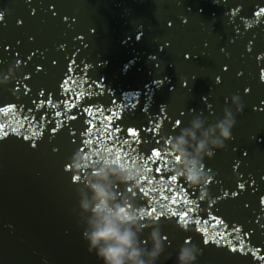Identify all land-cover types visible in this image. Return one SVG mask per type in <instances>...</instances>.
Wrapping results in <instances>:
<instances>
[{
    "label": "water",
    "instance_id": "water-1",
    "mask_svg": "<svg viewBox=\"0 0 264 264\" xmlns=\"http://www.w3.org/2000/svg\"><path fill=\"white\" fill-rule=\"evenodd\" d=\"M262 8L264 0H0V107L16 106L7 119L0 114V264H100L82 236L92 218V183L106 186L113 203L123 200L138 227L147 225L137 232L147 264H177L186 239L201 249V255L193 251L196 264H264ZM65 80L73 92L90 93L85 105H106L122 128L139 127L141 143L102 137L97 143L93 133V144L84 145L89 137L78 135L79 120L64 119L52 132L48 119L30 125L21 118L35 108L33 99L44 100L41 92L53 103L63 98ZM234 95L240 99L233 101ZM240 102L232 138L202 161L212 177L201 189L207 197L182 177L169 180L176 158L167 142L191 132V139L185 136L189 156L200 139L211 148L215 125L235 115ZM51 120L55 127L61 117ZM152 146L161 152L154 158L160 174L146 171L153 168L145 162ZM101 169L105 180L94 179ZM129 171L136 187L120 179ZM168 187L182 190L178 203L161 198L172 199ZM188 207L193 212L179 231L170 213ZM210 217L225 223L214 228L205 223ZM229 224L240 231L226 232ZM156 228L161 248L153 260L146 253ZM239 241L245 251L227 250L239 249Z\"/></svg>",
    "mask_w": 264,
    "mask_h": 264
},
{
    "label": "clouds",
    "instance_id": "clouds-1",
    "mask_svg": "<svg viewBox=\"0 0 264 264\" xmlns=\"http://www.w3.org/2000/svg\"><path fill=\"white\" fill-rule=\"evenodd\" d=\"M3 15V13H0V20L3 19ZM232 99L238 101L240 98L234 95ZM242 107V103H238L235 115L229 113L230 119H222L215 125L216 138L210 141L211 148L207 147L206 139H200L195 144L193 155L189 156L185 151V136L191 139L193 136L191 132L183 133L174 142H167L168 151L176 158L173 161L174 166L169 168L172 176L182 177L190 186L199 188L201 198L207 197V192L201 189H205V186L212 179L211 176L203 173L202 161L204 158L210 159L215 150L222 149L225 142L232 138L231 129L234 126L235 117L241 112ZM194 127L199 128V123H195ZM75 168L76 165L73 162V169ZM94 179L105 180L104 171L102 169L98 170ZM120 179L125 183L132 182L134 187L137 186L135 183L136 176L132 171L124 173ZM89 188L94 201L91 210L92 218L87 235L82 234L88 250L94 253L100 264H147L143 258L145 255L144 250L137 246L139 227H147V225H139L138 227V221L124 208V201L121 200L119 204L113 203L115 197L102 183H92ZM84 207L87 208V204ZM145 219L147 218L145 217ZM175 227L179 231H183L179 223H176ZM150 238L153 241V247L146 254L155 260L157 252L161 248L159 228L150 233ZM194 250L201 255V249L195 243H189L186 239L184 245L176 254L177 264H196L198 256L193 254Z\"/></svg>",
    "mask_w": 264,
    "mask_h": 264
},
{
    "label": "snow or ice",
    "instance_id": "snow-or-ice-1",
    "mask_svg": "<svg viewBox=\"0 0 264 264\" xmlns=\"http://www.w3.org/2000/svg\"><path fill=\"white\" fill-rule=\"evenodd\" d=\"M264 13V8L260 10L257 15H260ZM19 62V61H17ZM69 71H71V67H69ZM261 80H264V72H261L260 75ZM25 79H27L25 77ZM71 81L65 80L64 83L61 85V88L64 91V97L59 98L57 103H53L51 98L46 95L45 93L41 92V96H44L43 101H37L33 99L31 101L32 105L35 106V108H28L27 112L29 115H24L21 113V118L28 124L31 125L32 120H36L37 124L40 123V121L48 119L49 121V128H51L52 132H55L58 128L62 126V120H70V121H77L81 123V128L79 129L78 135L79 136H87L89 139H86L83 141L84 145H87L89 143L93 144V140L91 139V136L93 133H95L97 137V143H100V138L112 141L115 140L117 143H120L121 141L125 145L131 144H140L141 143V137L139 133L141 132V129L139 127H121V124L116 122L119 120V117L116 115V112L112 111V109L106 105H96V104H87L85 105L83 103L84 98L90 96V93L88 92H73L70 87L67 85L70 84ZM87 85L95 86L91 81H85ZM24 93L27 94V87H24ZM110 103L114 106L115 102L110 101ZM47 104L50 109H58L51 113H49L45 108L44 105ZM15 105L13 104H6L3 107H0V114L3 115L5 119H7V116L15 109ZM75 109V111H73ZM118 111V110H117ZM51 117H61V120H57L55 122V127L52 126V120ZM4 125L0 124V131H3ZM158 125H155L152 127L149 131V133H153L156 131ZM15 131V129H13ZM113 133H120V136H114ZM6 134V133H5ZM125 136L131 137L132 140L129 141L127 138H124ZM27 139V137H25ZM144 143H148V141H143ZM80 143V142H79ZM159 144V141L156 142ZM106 147V146H105ZM83 151L87 150V147L82 148ZM135 151V149H133ZM150 155L146 154L145 162L151 163L153 165V168H148L146 171H154L157 174L162 173V169L159 167H155V160L154 158L159 159L161 157V152L157 150V147L152 146L149 148ZM167 155V154H166ZM121 158V157H118ZM135 162V161H134ZM70 169V165L68 166ZM71 179H75V177H71ZM160 179H164L163 175L160 176ZM168 179L171 181H175L176 177H173L172 175L168 176ZM142 181H146L147 184H152V179H147L145 176L142 178ZM244 185L242 183H239L237 185V188H243ZM151 191L155 192V189H151ZM139 192L142 193L143 197L147 198L149 196V191H145L143 186L139 189ZM168 193L171 195L172 199H169V195H163L161 198L164 200H169L170 203H178L177 193L182 194V190L177 189L176 192H173L171 187H168ZM228 193H225L227 195ZM232 195H235V193H232ZM185 203H189L187 200ZM260 203L264 204V197L261 198ZM163 208V205H161ZM167 211V209H165ZM193 212L192 207L188 208H182L180 211L171 212L170 215L173 217H178V220H175L176 223H183L187 224L188 216ZM156 213L155 208H149L147 214L149 216H152ZM195 223H199V220H195ZM206 224H209L213 226L214 228H219L220 226L224 225L223 220H217L215 217H210L207 221H205ZM231 228L233 232H239L240 229L236 226H233L231 224L225 226V231L227 232L228 229ZM206 231V230H205ZM246 234V233H245ZM204 243H208V240L205 239ZM240 247L239 249L237 247H226L227 250L236 253L237 251H240L241 253L245 251L243 248V241L237 242ZM231 244V242H229ZM259 251V250H257ZM255 255V253H253ZM261 259H264V257H261Z\"/></svg>",
    "mask_w": 264,
    "mask_h": 264
}]
</instances>
